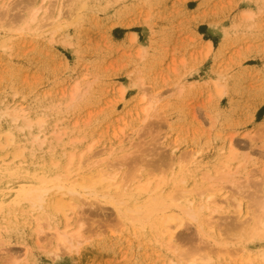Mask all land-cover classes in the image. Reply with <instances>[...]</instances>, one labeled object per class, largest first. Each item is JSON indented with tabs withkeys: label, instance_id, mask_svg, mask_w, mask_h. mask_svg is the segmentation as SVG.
<instances>
[{
	"label": "rangeland",
	"instance_id": "rangeland-1",
	"mask_svg": "<svg viewBox=\"0 0 264 264\" xmlns=\"http://www.w3.org/2000/svg\"><path fill=\"white\" fill-rule=\"evenodd\" d=\"M32 9L42 29L59 26L19 31ZM7 104L33 123L1 118L13 172L54 171L90 144L83 158L115 164L129 184L162 176L167 211L180 194L212 199L199 231L178 211L170 246L152 219L121 222L98 199L77 207V245L56 255L63 215L37 227L36 212L0 207V264H264V0H0V112ZM18 177L0 175L2 202Z\"/></svg>",
	"mask_w": 264,
	"mask_h": 264
},
{
	"label": "bare ground",
	"instance_id": "bare-ground-1",
	"mask_svg": "<svg viewBox=\"0 0 264 264\" xmlns=\"http://www.w3.org/2000/svg\"><path fill=\"white\" fill-rule=\"evenodd\" d=\"M36 12L37 9H32L29 14H26L23 18V26L17 29L19 31H35L41 29V32H47L59 26V23H56V21H51L49 22L51 23L50 28L42 29ZM243 13L250 16L251 11L245 10ZM20 33L22 34V32ZM208 44L210 45L209 41ZM21 110H23L21 106H10L7 104L4 110L0 112V121L2 117L6 116L9 117L6 121L14 123V126L20 129L24 127L30 128L33 123L25 113H18ZM36 123L39 125L42 124L41 119H37ZM12 140L13 136L7 131L5 133V141L0 143V151L2 152ZM43 140L44 137L40 139L39 134L33 135V141H37L38 144H41ZM89 149L90 144L85 149L80 150L76 162H74V151L69 152V154L66 153L67 161L65 164L58 165L57 169L51 172L45 169H41L39 172H32L26 170L27 168L21 165L13 172L11 166L3 163L4 157H1L0 175L8 176L10 174H18L19 177L15 184H11L10 181H5L2 188L6 189L7 192L11 190V197L6 203L2 202V199H0V207H5L8 212L12 213L16 209L21 210V207H24L26 208L25 216L28 218L33 212H36L35 218L38 220V222H36L37 227L41 226L39 223L40 219H46L52 223L51 220H53L55 215L58 217L59 214H61V216L63 215L64 217L62 218H64V222L62 227L52 224L53 232L51 233L53 237L50 240V244L53 245L51 251L54 252L55 255L58 250L62 248L70 250L77 245L75 243V238L79 230H68L70 223L80 218L77 207L81 208L82 205L87 203L92 204L90 202H95L98 199H105L110 203L121 222L136 225L152 219V225L159 230V234L169 246L172 244L175 237L178 236L177 228L184 219L178 211L184 212L189 219H194L197 222L196 229L199 231L197 227L201 226L202 223L199 222L198 212L205 204L210 203L209 200L212 199L211 194L207 196L208 199H204L201 195L196 198L180 194L177 197V199H181V201L178 202V211H167L166 207L168 204L166 203L169 201H166L167 197L163 198L159 191L160 185L164 181L162 176L157 177L152 184L151 178H145L144 180L129 184L128 181H124L122 177H119V169L115 168V164L104 165L102 163H96L97 161L99 162L100 159L89 161L92 155H87L83 158V155ZM21 152V149H16L13 152V158L18 156ZM98 153L96 152V154ZM232 154L233 152H231L229 156ZM53 163L54 165L57 164L56 162ZM180 179L182 181L184 180V178ZM167 199H172V197L168 196ZM223 200L227 201L228 199ZM44 201L45 205L41 208ZM262 203L263 201H261V205L263 206L264 204ZM237 212L241 213V205L239 202H237ZM1 216L4 217V215ZM13 216H17L16 211L12 214V217ZM207 217L206 223L209 229L213 228L214 220L209 213ZM4 218L9 219L10 216ZM193 261L194 259H191L189 264ZM171 264H175V261H172Z\"/></svg>",
	"mask_w": 264,
	"mask_h": 264
}]
</instances>
